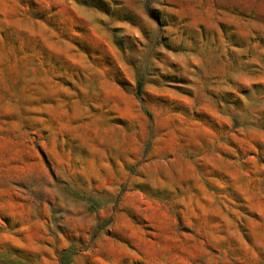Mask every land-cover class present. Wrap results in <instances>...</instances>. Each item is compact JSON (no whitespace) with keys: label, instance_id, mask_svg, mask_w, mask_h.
<instances>
[{"label":"rangeland","instance_id":"obj_1","mask_svg":"<svg viewBox=\"0 0 264 264\" xmlns=\"http://www.w3.org/2000/svg\"><path fill=\"white\" fill-rule=\"evenodd\" d=\"M0 264H264V0H0Z\"/></svg>","mask_w":264,"mask_h":264},{"label":"trees","instance_id":"obj_2","mask_svg":"<svg viewBox=\"0 0 264 264\" xmlns=\"http://www.w3.org/2000/svg\"><path fill=\"white\" fill-rule=\"evenodd\" d=\"M139 91H140V83L137 82V92L139 93Z\"/></svg>","mask_w":264,"mask_h":264}]
</instances>
